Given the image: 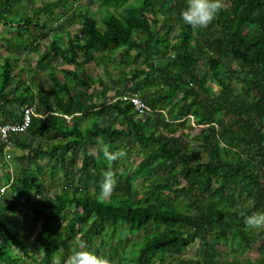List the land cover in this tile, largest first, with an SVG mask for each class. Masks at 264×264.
<instances>
[{"label":"trees","instance_id":"obj_1","mask_svg":"<svg viewBox=\"0 0 264 264\" xmlns=\"http://www.w3.org/2000/svg\"><path fill=\"white\" fill-rule=\"evenodd\" d=\"M25 2L0 0V23L10 27L0 32V124L34 109L25 131L0 137V158L7 145L23 151L10 157L12 172L1 170L15 198L0 195V264H64L77 236L113 264H244L214 245L251 247L255 234L238 213L264 212V0H225L200 29L180 17L187 0ZM16 67L30 71L27 82ZM123 94L138 97L143 113ZM98 137L138 157L112 164L116 186L103 203L108 163L89 154ZM30 199L35 258L16 213ZM123 229L144 234L131 242ZM258 233L248 264H264Z\"/></svg>","mask_w":264,"mask_h":264},{"label":"rangeland","instance_id":"obj_2","mask_svg":"<svg viewBox=\"0 0 264 264\" xmlns=\"http://www.w3.org/2000/svg\"><path fill=\"white\" fill-rule=\"evenodd\" d=\"M35 5L40 4L41 0H34ZM26 3L25 0H23V4ZM98 5L97 4H93L92 5V9H97ZM97 19L99 18V14L96 15ZM67 29L74 31L76 29V25L72 24L70 25ZM10 30V27L8 25H3L2 23H0V32H7ZM67 37L65 35V33H63L62 38H61V43L64 44L66 41ZM3 54H5V52H3ZM36 59V55L35 54H31L29 57V63H31V66L34 65V61ZM23 62V61H22ZM27 65V66H26ZM57 66L60 67H64V68H72V65L69 63H64V62H56ZM25 68H27L29 70V66L27 63H24ZM26 70V72L21 73L18 68H14L13 69V73L17 77L19 76V78L23 79L25 82L28 81V79L31 77V73L30 71ZM46 71L44 70H39L38 71V75L43 77V74ZM208 86L214 90L215 89V84H214V80L213 79H209L208 81ZM111 94V93H110ZM93 118L91 117H87L84 119V121L86 122L85 124H90L93 120ZM190 123V122H189ZM200 131V127H195L194 129H192L190 131V137H191V141L192 143H196V141L194 140V136L197 135ZM23 151L21 149H18L14 146H10L7 151L5 152L6 154H4V157L0 158V188L5 187L6 185L3 183V179L1 178V170L3 169V167H5V164L8 166L9 171H13L15 169V166L12 162V157L14 155H20ZM11 157V158H10ZM132 163L131 165L134 163V161H136L138 159L137 156L134 157V152L131 150L127 153L126 156ZM125 157V158H126ZM45 172H47V169H45ZM60 175V173H58ZM57 185L54 183L52 184L50 181H48L47 179V191L49 192V194H52L55 190ZM136 186V184H135ZM2 199L4 201L11 199V198H15L13 196V194H11L9 187L6 186L5 190L0 193ZM23 204H20L18 206V208L16 209V213L20 216L21 218V231H23L24 233H26L28 236L26 238V244H27V251L28 253L32 254V256L35 258L38 256L39 254V250H38V242H35L33 240V233L35 231V226L32 225V223L28 220V218L25 216V213L27 211V209L32 205L33 200L30 199L29 201H23ZM264 227L261 228H251L252 231L255 235V240L254 243L251 247H247L241 243H239L238 241H232V242H228L224 245H214V252L216 251L217 253H219L222 257H225L227 259H234L236 261L242 262L244 264H248V262L250 260H253L255 258H257L259 252H258V248L260 245V241H261V236H258V232H261V230ZM148 232H153V227H149L148 228ZM143 231H132V232H128L127 230H121V236H130L131 237V242H135L138 237H140L141 235H143ZM196 244H191L190 246H188L184 251L186 253V255L192 256L195 255L196 253ZM15 250H11V253H15ZM19 253V251H18ZM132 255H134L133 250L131 249L130 246H128L125 250H124V256L125 257H132ZM165 259L168 260V257L165 256ZM28 260V259H27ZM28 264H33L32 261H27ZM122 264H133L131 262L128 263H122ZM174 264V263H171Z\"/></svg>","mask_w":264,"mask_h":264},{"label":"clouds","instance_id":"obj_3","mask_svg":"<svg viewBox=\"0 0 264 264\" xmlns=\"http://www.w3.org/2000/svg\"><path fill=\"white\" fill-rule=\"evenodd\" d=\"M223 10H225V0H187V7L181 11L180 17L184 24L191 26L193 29L207 28ZM96 150L102 153L103 158L108 163L107 170L103 172L104 180L97 195V199L103 203L110 199L116 186L112 164L125 158L127 152L123 148L111 150L102 137L97 138L96 146L89 150V154L95 155ZM238 214L243 218L247 227H264V212L253 211L248 214L246 211L241 210ZM87 249V242L77 236L64 264H113L109 258L97 255Z\"/></svg>","mask_w":264,"mask_h":264},{"label":"built area","instance_id":"obj_4","mask_svg":"<svg viewBox=\"0 0 264 264\" xmlns=\"http://www.w3.org/2000/svg\"><path fill=\"white\" fill-rule=\"evenodd\" d=\"M120 100L130 102L133 105L134 110L138 111L139 113H143L144 109L146 108L144 103L134 95L123 94L120 96ZM33 111L34 109L32 106H26L23 109L22 118L20 121L6 122L0 124L1 139H3L5 142L8 143V138L10 135L25 131V129L28 127L30 123L31 116L33 115ZM8 148L9 146L7 145L5 151H7ZM5 188L6 186L0 188V193H2L5 190Z\"/></svg>","mask_w":264,"mask_h":264}]
</instances>
